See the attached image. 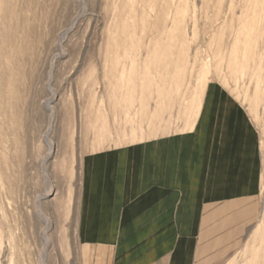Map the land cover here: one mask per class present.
Listing matches in <instances>:
<instances>
[{
    "label": "rangeland",
    "instance_id": "374dc122",
    "mask_svg": "<svg viewBox=\"0 0 264 264\" xmlns=\"http://www.w3.org/2000/svg\"><path fill=\"white\" fill-rule=\"evenodd\" d=\"M14 1L0 0V34L16 28L25 3ZM33 6V60L1 97L0 264H78L83 156L117 131L138 133L141 108L190 115L211 85L244 106L260 136L264 228V0Z\"/></svg>",
    "mask_w": 264,
    "mask_h": 264
},
{
    "label": "crops",
    "instance_id": "0c3cea01",
    "mask_svg": "<svg viewBox=\"0 0 264 264\" xmlns=\"http://www.w3.org/2000/svg\"><path fill=\"white\" fill-rule=\"evenodd\" d=\"M141 109L135 137L82 158L78 264H264L261 141L244 106L211 85L184 118Z\"/></svg>",
    "mask_w": 264,
    "mask_h": 264
},
{
    "label": "bare ground",
    "instance_id": "6f19581e",
    "mask_svg": "<svg viewBox=\"0 0 264 264\" xmlns=\"http://www.w3.org/2000/svg\"><path fill=\"white\" fill-rule=\"evenodd\" d=\"M14 1V0H13ZM19 2H22L24 5V9L22 7L20 12H15L17 25L15 29L10 28L12 31H5L0 34V110H4L3 108V101L1 99L2 96L5 95V89H8L10 86L9 84L14 83L13 74L14 72L17 74V80H15V83H18L20 80V74L21 71V61L29 62L30 60H33L32 57L34 56V19H35V12L33 9V0H18ZM17 1V2H18ZM12 2V1H11ZM15 3V1H14ZM12 2V4H14ZM2 4V3H1ZM6 4V2H5ZM18 4V3H17ZM20 4V3H19ZM11 5V4H10ZM22 5V6H23ZM3 6V5H2ZM5 6V5H4ZM7 6V5H6ZM19 6V5H18ZM13 7V6H12ZM4 8V7H3ZM15 8V7H14ZM17 8V6H16ZM0 9H2L0 7ZM7 9V8H6ZM13 9V8H12ZM18 9V8H17ZM11 10V9H10ZM7 11V10H6ZM18 11V10H17ZM1 12V11H0ZM10 13V12H8ZM13 13V12H12ZM11 14V13H10ZM10 14L8 17H10ZM5 15V14H4ZM3 15V16H4ZM6 12V17H7ZM2 16V15H1ZM5 17V16H4ZM5 17V18H6ZM13 17V16H12ZM11 18V17H10ZM4 19V18H2ZM8 21L9 18H7ZM14 19V20H15ZM43 19V18H42ZM13 20V19H12ZM7 21V20H6ZM7 21V22H8ZM3 23V22H2ZM5 24V23H4ZM4 24H2L4 26ZM7 25L9 23H6ZM36 24V23H35ZM1 25V26H2ZM2 26V27H3ZM13 26V25H12ZM1 27V28H2ZM7 27V26H5ZM7 29H9L7 27ZM6 30V28H5ZM33 37V38H32ZM59 39H62L60 36ZM46 51V50H45ZM8 60V65L4 62L5 59ZM11 59V60H10ZM20 60V61H19ZM34 62V61H33ZM31 63V62H30ZM31 65V64H30ZM32 67V66H31ZM24 68V67H23ZM34 68V67H33ZM30 69V67H29ZM32 69V68H31ZM30 69V70H31ZM29 70V71H30ZM24 74V73H23ZM24 76V75H23ZM30 77V76H29ZM22 79V78H21ZM145 82V81H144ZM23 84V83H22ZM30 85V84H29ZM21 86V85H20ZM19 86V87H20ZM14 87V86H13ZM34 91V90H33ZM168 92V91H167ZM173 92V91H172ZM167 95V94H166ZM193 95V94H192ZM16 97V96H15ZM130 97V96H129ZM177 97V96H176ZM16 99V98H15ZM117 99V98H116ZM157 99V98H156ZM22 100V99H21ZM172 101V100H171ZM20 104V103H19ZM175 105V104H174ZM14 106V105H13ZM16 107V106H15ZM155 107V106H154ZM3 108V109H2ZM9 109V108H8ZM138 109V108H137ZM165 109V108H164ZM17 110V108H16ZM161 116V115H160ZM125 117V116H124ZM126 118V117H125ZM122 119V118H121ZM2 122V121H1ZM155 129V128H154ZM10 131V130H9ZM120 132V131H119ZM127 133V132H126ZM107 134V133H106ZM130 137V136H129ZM51 155V149L49 150V153L45 156L44 160L48 158ZM48 195L54 194L52 189H48L47 191ZM43 231V230H42ZM45 233V232H44ZM45 261L44 254L42 255V263ZM45 264V263H44Z\"/></svg>",
    "mask_w": 264,
    "mask_h": 264
}]
</instances>
